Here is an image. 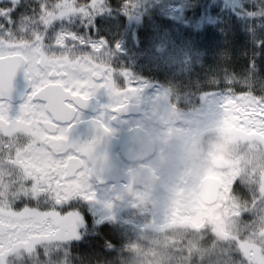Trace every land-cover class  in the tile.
I'll use <instances>...</instances> for the list:
<instances>
[{
    "label": "snow or ice",
    "instance_id": "snow-or-ice-1",
    "mask_svg": "<svg viewBox=\"0 0 264 264\" xmlns=\"http://www.w3.org/2000/svg\"><path fill=\"white\" fill-rule=\"evenodd\" d=\"M18 6V0L0 3V264H6L8 253L31 250L37 241L64 238L70 225L74 230L68 237L77 236L74 211L58 208L76 195L94 198L88 179L95 140H70L69 130L96 89L107 88L117 100L134 91L117 85L105 38L89 40L67 27L49 32L57 21L74 16L84 27L103 9L102 0H40L38 9L21 13L17 21L11 14ZM18 70L24 88L17 110L13 81ZM246 93L233 99L253 109L250 118L264 120V96ZM17 199L48 204L17 209L12 206ZM237 249L243 264H264V246L242 241Z\"/></svg>",
    "mask_w": 264,
    "mask_h": 264
},
{
    "label": "trees",
    "instance_id": "trees-1",
    "mask_svg": "<svg viewBox=\"0 0 264 264\" xmlns=\"http://www.w3.org/2000/svg\"><path fill=\"white\" fill-rule=\"evenodd\" d=\"M102 3L103 9L84 27L82 18L74 16L62 21L63 26L57 21L49 32L61 26L94 40L105 38L109 58L124 71L121 78L126 72L154 82L168 89L179 107L197 105L200 95L213 90L264 96V0H187L178 19L129 0ZM18 5L11 14L17 21L21 13L38 9L40 0H18ZM158 29L168 37L170 31L178 32L192 45L196 59L188 69L155 58ZM233 194L249 202L254 197L253 187L241 183L234 184ZM24 200L14 201L15 207L21 209ZM84 219L80 238L40 242L31 251L8 253L5 262L151 264L150 257L159 252L174 264H243L236 238L225 236L210 219L201 225L174 222L161 227L122 220L97 222L87 211Z\"/></svg>",
    "mask_w": 264,
    "mask_h": 264
},
{
    "label": "rangeland",
    "instance_id": "rangeland-1",
    "mask_svg": "<svg viewBox=\"0 0 264 264\" xmlns=\"http://www.w3.org/2000/svg\"><path fill=\"white\" fill-rule=\"evenodd\" d=\"M129 1L137 6L160 8L175 19L179 18L187 6V0ZM60 28L62 27L56 30ZM158 32L155 58L178 69H188L196 59V51L192 45L173 30L170 31V37L161 35L159 29ZM108 60L117 70V85L122 88L131 85L134 89L126 94V99L122 97L120 100L110 95L107 88L96 89L94 95L102 100L100 118L110 126L114 110L110 105L137 102L141 89L152 83H146V79L126 72V76L121 78L124 71L114 65L109 55ZM234 95L246 94L213 90L200 95L199 104L186 103L187 107H179L168 89L161 86L148 90L145 94L144 114L126 121L125 126L139 123L151 134L156 152L146 164L152 169L155 179L128 195L115 196L111 192V185L99 184L89 176V191L94 193V198L89 200L83 195H76L58 208L74 211L79 229L77 236L68 237L74 230L70 225L63 232L64 238L51 241L80 238V229L85 223L84 211H87L97 222L122 220L159 227L174 222L201 225L206 219H210L225 236L236 238L237 243L244 241L257 247L264 246V120L250 118L249 114L253 109L246 110L243 104H237L233 99ZM14 104H17L15 106L18 110L19 103ZM157 119L169 122V128L163 130L160 126L156 127ZM177 136L183 140L187 163L175 179H170L163 174L159 162L165 160L169 142ZM88 140H91L90 136L86 142ZM219 159L226 163V168L218 169L214 166L213 161ZM207 176L217 177L223 184L219 201L214 205L202 203L198 194L201 181ZM236 183L253 187L254 197L251 202L233 194ZM18 200L21 199L15 201ZM28 200L30 199L24 200L22 208L26 204L31 205ZM32 201L37 206L48 204L44 200ZM12 206L16 208V203L13 202ZM51 241H37L31 250L37 243ZM18 250L31 251L24 248ZM21 255L19 253L16 256ZM153 256L150 257V263L161 264L163 256L159 252Z\"/></svg>",
    "mask_w": 264,
    "mask_h": 264
},
{
    "label": "flooded vegetation",
    "instance_id": "flooded-vegetation-1",
    "mask_svg": "<svg viewBox=\"0 0 264 264\" xmlns=\"http://www.w3.org/2000/svg\"><path fill=\"white\" fill-rule=\"evenodd\" d=\"M150 82L151 81L148 80L146 81V83L149 84ZM151 83L152 84L149 85L147 88L141 89V96L139 97V100L137 102H127L123 105L122 108L114 109L113 115L110 120V126L107 125V127L110 129V131H107V134L109 137H113L114 139L122 138V136L126 132L132 129L140 130L137 132L136 136H129L126 139L125 144L120 145L116 149V154L121 164L120 176L131 174L132 178H122L121 181L116 185L114 182H102L93 178L90 175L91 178L99 184L111 185V192L113 186L116 185L117 190L120 192L118 194H113L115 196L128 195L132 193L136 188H139L148 183V178L154 177L152 169H150V167L146 164L151 158V155L147 156V143L152 145L154 147V152H156V144L152 142L151 134H149L145 126L139 123H132V125L129 127L125 126L126 121L134 120L144 114V109L146 105L145 94L147 93V91L152 88H161L160 85L154 82ZM91 97H95L99 101L98 104L96 102H92L87 103L86 107H79L78 118L76 119V122L72 124L68 136L70 140H75L78 142H86V140L90 136L91 140L88 141L95 140L94 147H96L102 140L99 131H103V127H101L100 125H106V123H104L100 118V113L102 111V100L96 95H93ZM162 122H164L165 124L162 125L161 122H159V120L157 119L155 121L156 127L160 126L163 130H167L169 128L170 123L166 121ZM132 173H135V175H133ZM132 181L136 182L134 183V185H132L129 190H125L127 186L131 185Z\"/></svg>",
    "mask_w": 264,
    "mask_h": 264
},
{
    "label": "water",
    "instance_id": "water-1",
    "mask_svg": "<svg viewBox=\"0 0 264 264\" xmlns=\"http://www.w3.org/2000/svg\"><path fill=\"white\" fill-rule=\"evenodd\" d=\"M14 86L16 89V98L14 99L13 103H20L19 99V92L23 90L24 88V78H23V72L21 70L17 71L16 76L14 77ZM96 102L98 104V100L95 97H90V99L87 101V103ZM87 103L85 105H81L80 107H86ZM97 111V110H94ZM162 125L165 123L162 121ZM140 131L138 129H132L128 132H126L122 138L120 139H114L113 137H109L107 132L100 130L99 133L101 135V142L93 148L92 157H91V176L97 180H100L102 182H114L116 185L121 181L122 178L124 179H131V174H127L124 176H120L121 172V164L120 160L116 154V149L120 145H124L126 142V139L131 136L137 134V132ZM133 136V137H135ZM132 137V138H133ZM148 142V141H147ZM139 143V142H137ZM148 148V154L147 156L154 154V147L147 143ZM213 164L218 169H224L226 168V163L222 160H214ZM135 175V173H132ZM154 178L150 177L148 178L149 182H153ZM136 181H132L131 185L127 186L125 190H129L132 185H134ZM116 185L112 188V193L117 194L120 191L117 190ZM222 181L217 177H211L207 176L205 177L199 186L198 194L199 198L202 203L206 205H214L219 201L220 198V192L222 188ZM123 190V191H125Z\"/></svg>",
    "mask_w": 264,
    "mask_h": 264
},
{
    "label": "clouds",
    "instance_id": "clouds-1",
    "mask_svg": "<svg viewBox=\"0 0 264 264\" xmlns=\"http://www.w3.org/2000/svg\"><path fill=\"white\" fill-rule=\"evenodd\" d=\"M185 155V147L182 138L179 136L174 137L169 142L165 160L159 162V167L163 174L170 179H175L180 170L187 163ZM161 264H174V262L170 261L167 255H164L161 259ZM196 264H198V262H196Z\"/></svg>",
    "mask_w": 264,
    "mask_h": 264
}]
</instances>
